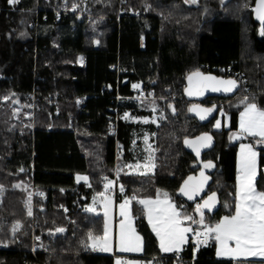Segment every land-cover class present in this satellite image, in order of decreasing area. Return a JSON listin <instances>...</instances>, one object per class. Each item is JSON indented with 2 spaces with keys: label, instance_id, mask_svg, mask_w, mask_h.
<instances>
[{
  "label": "trees",
  "instance_id": "trees-1",
  "mask_svg": "<svg viewBox=\"0 0 264 264\" xmlns=\"http://www.w3.org/2000/svg\"><path fill=\"white\" fill-rule=\"evenodd\" d=\"M254 1L86 0L82 11L81 0H0V264H113L111 255L89 246V233L102 236L104 224L85 205L102 191L103 176L115 177L117 201L136 197L130 207L143 250L126 257L154 264L176 256L184 264H264L216 259L214 238L192 249L191 233L179 252L161 253L138 203L167 193L182 214L199 220L200 201L188 202L178 190L211 162L208 192L218 195L219 207L204 211L205 223L232 215L241 141L258 152L255 187L264 192V143L229 136L238 109L249 102L264 109V35L252 17ZM196 71L239 84L231 97L199 102L214 109L205 122L190 113L183 94L185 78ZM140 89L155 98H136ZM222 108L230 125L214 129ZM124 113L152 120L132 121ZM115 114L117 131L110 135ZM205 131L215 144L197 160L183 141ZM144 145L153 171L129 172L127 164L143 156ZM76 173H86L89 184L76 183Z\"/></svg>",
  "mask_w": 264,
  "mask_h": 264
},
{
  "label": "snow or ice",
  "instance_id": "snow-or-ice-1",
  "mask_svg": "<svg viewBox=\"0 0 264 264\" xmlns=\"http://www.w3.org/2000/svg\"><path fill=\"white\" fill-rule=\"evenodd\" d=\"M17 0H9V3H16ZM188 2V0H186ZM195 3L196 0H190ZM76 6L74 5L73 8ZM256 13V17L264 25V0H256V6L253 9ZM261 34L264 35V28L261 30ZM82 62V58H81ZM194 78L195 83H194ZM189 87L185 89V92L191 95H202L204 89L210 88L211 91L218 92H231L236 87V81L234 80H222L213 76H205L199 71L193 72L187 77ZM134 88L139 85H133ZM5 100L8 97H4ZM244 100L241 101L245 104ZM197 106H193L189 111H195ZM214 109H200V119H205V114L211 113ZM127 117V114H125ZM147 122V121H145ZM221 122L217 120L215 127H220ZM248 135L254 138L258 137L257 143H264V109H260L255 103H246L244 110L240 113V133L234 135L232 139H239L241 135ZM197 140L211 141V137L206 134L202 137H198ZM185 144L192 146L193 151L196 152L197 157L200 155L199 148L195 147L196 141L185 140ZM241 158L239 161L238 172V184L235 193L234 214L226 215L222 217L215 225H209L204 220V210L211 211L214 207V201L216 200V193H212L208 196L202 204L197 203L195 212L199 214L200 219L196 220L192 215L182 214L178 207L173 204L168 197L167 193L161 194L158 191L155 199H140L139 204L143 205L146 212L148 222L152 225V230L159 238L160 249L164 252H179L181 246L187 241L188 233H194L197 237V249L201 243H207L209 238H214L217 243V256H231L247 257V256H260L264 257V192H258L254 186L253 179L256 175V156L253 146L248 144H241ZM151 157H149V163ZM154 167V165H152ZM139 167V165H137ZM148 167V164L145 165ZM205 169L213 167L211 162L203 165ZM200 176L203 178L195 184L190 183L193 181V177H189L184 181V184L180 188V192L185 195L189 200H193L196 196L203 191V186L207 182V177L204 172L201 171ZM77 180L87 181V177L78 176ZM112 181H108L104 185L105 189H109ZM18 187V186H17ZM124 189L121 187V192ZM100 196H104V193H100ZM108 198L105 197V200ZM136 197L126 198L120 205L121 216L124 220L120 224V236H119V250L122 252H136L142 250V238L136 234L135 229L131 226L129 220V205ZM88 212H94L95 209L89 207L86 209ZM29 215L31 211L29 210ZM186 222L191 224H198L202 230H194L191 226H186ZM17 225L14 228H18ZM56 232H63V228H57ZM203 237V240L199 239ZM36 239H39L37 237ZM89 239L93 241L92 247L95 248L100 245V250L110 251L112 239L109 229V212L107 203L104 204V230L103 236L93 237L92 233H89ZM234 245V247L232 246ZM117 264H121L120 260H117Z\"/></svg>",
  "mask_w": 264,
  "mask_h": 264
},
{
  "label": "crops",
  "instance_id": "crops-1",
  "mask_svg": "<svg viewBox=\"0 0 264 264\" xmlns=\"http://www.w3.org/2000/svg\"><path fill=\"white\" fill-rule=\"evenodd\" d=\"M249 103H252V102H249ZM244 107H245V105L237 113V122H236V125L237 126H236V131H231L230 134H229V136L231 134H236L237 131L240 132V113L244 110ZM244 135L245 136H248L246 134H244ZM241 137L242 136H240V138ZM234 140H237V139H234ZM234 140H232V141H234ZM241 144L248 145L250 143L245 142V141H241L236 146V152H235V177H234V179H235V193H236V188H237V184H238V179L237 178H238V175L240 174L238 172V166H239V161H240V158H241V155H240L241 154V149H240ZM253 149L257 153V156H256V175H255V177L253 179V183H254V186H255V179H256V177L258 175V152H257V150L254 147H253ZM78 176L87 177V181H84V180L78 181L77 180V177ZM74 179H75V182L76 183H82L84 185H88L89 184V177H88V175L86 173H76L74 175ZM114 180H115V177H111V176H108L107 179L103 180V189H102V191H100L99 193H94L91 196V198L89 199L88 203L85 205V209H87L89 207L94 208L95 211L94 212H91V213H94V214L99 213V214H101L102 217H103V224H104V204L107 203V205H108V212H109V229H110V236L112 238V245H111V250L110 251H106L104 254H108V255H111L112 256L113 264H117V260H120L121 261V264H144L145 263L144 260H141V259H138V258L137 259L136 258H127L125 256V255H139V254H141L142 253V250H143V241H142V245H141L142 246V250L141 251H136V252H122V251L119 250L118 244H119V236H120V231H121L120 224H121V221L124 220V217L121 216V208H120V205L123 203V201L126 198H131V197H125V198H122L121 200L117 201L116 198H115V196L112 193L105 192L104 191V188H105L104 185L106 183H108V181H112V184L110 185V188H113L114 187ZM100 193H104V196L103 197L100 196L99 195ZM105 197H107L108 199L105 200ZM149 198L155 199L156 197H149ZM149 198H143V199H149ZM163 198L164 197H161V199H163ZM130 206H131V203L129 205V220L131 222V226L133 228H135V226H134V220H133V217H132V214H131V207ZM234 211H235V208H234ZM145 217H146V221H147V224H148L150 230L152 231V233L156 237L159 251L161 253H172V252H176V251L164 252V251H162L160 249L159 238L156 236L155 232H153L152 225L149 224V222H148V218H147L146 212H145ZM222 217H224V216H222ZM186 226H189V225H186ZM103 230H104V225H103ZM135 232H136L137 235L140 236V234L136 231V229H135ZM189 235H190V233L187 234L188 237H189ZM102 236H103V234H102ZM187 241H188V239H187ZM187 241L181 246V249L186 245ZM92 243H93V241L90 240V242H89L90 248L91 249H94V252L100 253V250L98 249V247H100V245L98 244L97 247L93 248L92 247ZM232 246L234 247V245H232ZM216 251H217V243L215 241L214 256H215L216 259H226V260H232V261H258V260H264V257H260V256H255V257H253V256H247V257H237V258H233L231 256H217Z\"/></svg>",
  "mask_w": 264,
  "mask_h": 264
},
{
  "label": "water",
  "instance_id": "water-1",
  "mask_svg": "<svg viewBox=\"0 0 264 264\" xmlns=\"http://www.w3.org/2000/svg\"><path fill=\"white\" fill-rule=\"evenodd\" d=\"M256 6V0L254 1V5L252 7V17L253 19L259 23V29L261 30L263 25L261 24V21L257 19L256 17V13L253 11V9L255 8ZM201 74L205 75V76H213V77H216L217 79H222V80H234L236 81L235 79H231V78H225V77H222V76H219V75H216L214 73H204V72H201L199 71ZM192 74V73H191ZM189 74V75H191ZM188 75V76H189ZM187 76V77H188ZM187 77L185 78V83H184V89H183V94H184V97L187 101L191 102L192 104L190 105L189 109L190 108H193V106H197L196 107V110L195 111H190L191 114H193L200 122H205L207 121L208 119L212 118L213 115H214V110L211 112V113H207L205 114V119L201 120L200 119V115L201 114H204V113H199V110L200 109H208L210 107H205L201 104H199V102L209 98V97H214V96H218V97H231L233 96L237 91H238V88H239V84L238 82L236 81V87L231 91V92H224V91H218V92H214V91H211L210 88H206L204 89L203 91V94L202 95H191L189 96L186 92H185V89L189 87V82H188V79ZM195 79L194 78V83H195ZM207 135V136H210L211 137V141H207V140H197L198 137H202L204 135ZM189 140V141H196V145L195 147L199 148V151H200V155L199 157H197L196 155V152L193 151V147L192 146H189V145H186L185 144V140ZM184 139L183 141V147L184 149L190 153L195 159L197 160H200L202 155L211 150L215 144V140H214V137L213 135L210 133V132H201L193 137H189V138H186ZM201 171L204 172L205 176L208 178L207 179V182L204 184L203 186V191L200 192V194L198 196H196L193 200H189L185 195H183L179 190L181 188V186L184 184V181L188 180V178L191 176L193 177V181H191L190 183L192 184H195L197 183L198 181L202 180L203 178L200 176V173ZM211 182V178H210V175L204 170V169H200L198 170L197 172L195 173H191L189 174L180 184L179 186V195L186 201L188 202H195V201H200V204L203 203L204 200H206L208 198L209 195H211L213 192H208V186H209V183ZM219 207V198H218V195L216 194V200L214 201V207L211 211L205 209L204 211L205 212H208V213H214L215 211H217Z\"/></svg>",
  "mask_w": 264,
  "mask_h": 264
},
{
  "label": "rangeland",
  "instance_id": "rangeland-1",
  "mask_svg": "<svg viewBox=\"0 0 264 264\" xmlns=\"http://www.w3.org/2000/svg\"><path fill=\"white\" fill-rule=\"evenodd\" d=\"M82 1V11H84V8H85V2L86 0H81ZM186 4H190L192 2H190V0H188V2H186V0H183ZM76 6L75 8H73V6ZM63 9H67L65 5H63L61 3L60 5ZM78 7V4L76 3H72V6L70 7L71 10H74ZM222 104V107L224 106L223 102H221ZM230 103V102H229ZM229 103H228V106H229ZM192 104V103H191ZM240 109H238L239 111ZM127 114V117L126 115ZM124 117L128 120H132V121H148V120H152V118H145V117H134V116H130L128 113H124ZM217 120H219L221 122V126L220 127H215L216 125V122ZM230 125V115L228 113L225 112V110L222 108L217 117L214 119L213 121V128L214 129H220V128H227L229 127ZM240 132H236V134H231L230 135V139L231 140H234L232 139V137L234 135H238ZM243 136V135H241ZM144 139H148V136L145 135ZM253 146V145H252ZM143 151H144V154L142 157H137L135 156V159L133 161H131L130 163L127 164V170L131 173H148V172H152L153 171V166L154 165V159H153V156H152V152H151V149L147 146V145H144L143 146ZM149 157H151V162L149 163ZM148 164V167H145V165ZM137 165H139V167H137ZM32 194H33V191H32ZM34 203V202H33ZM192 227V225H191ZM135 229V228H134ZM194 230H202L201 228H193ZM194 235V233H191ZM112 239V238H111ZM112 245V244H111ZM98 249L100 250V247H98ZM106 251H102L100 250V253H105Z\"/></svg>",
  "mask_w": 264,
  "mask_h": 264
},
{
  "label": "built area",
  "instance_id": "built-area-1",
  "mask_svg": "<svg viewBox=\"0 0 264 264\" xmlns=\"http://www.w3.org/2000/svg\"><path fill=\"white\" fill-rule=\"evenodd\" d=\"M55 16H56V19L59 18V11H55ZM30 25H31V23H30ZM135 97L138 99H154L155 94L153 91H146L144 89H140L135 94ZM119 99H120V96L116 95L115 100L118 102ZM116 131H117V116L115 114L113 117L110 118V120L107 124V133L110 135H115ZM107 177L108 176H103V180L107 179ZM104 191L108 192V193H112L115 196L116 181L114 180V187L113 188H109L107 190L104 188ZM199 239L203 240V237H200ZM196 241H197V237H195V235L192 236V238L190 239V244L192 245V249L197 247ZM91 250L94 252V249H91ZM162 260L163 261H160V264H184V261H185L184 259H182V257H179V256H176L173 258L164 257ZM144 262H145L144 264H154L151 259L145 260Z\"/></svg>",
  "mask_w": 264,
  "mask_h": 264
},
{
  "label": "flooded vegetation",
  "instance_id": "flooded-vegetation-1",
  "mask_svg": "<svg viewBox=\"0 0 264 264\" xmlns=\"http://www.w3.org/2000/svg\"><path fill=\"white\" fill-rule=\"evenodd\" d=\"M205 170V169H204Z\"/></svg>",
  "mask_w": 264,
  "mask_h": 264
}]
</instances>
